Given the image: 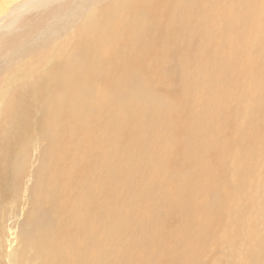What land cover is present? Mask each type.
Listing matches in <instances>:
<instances>
[{"label":"bare ground","instance_id":"1","mask_svg":"<svg viewBox=\"0 0 264 264\" xmlns=\"http://www.w3.org/2000/svg\"><path fill=\"white\" fill-rule=\"evenodd\" d=\"M99 1L0 0V192L4 177L11 181L14 175H21L25 169L27 148L32 144L31 138L28 140L29 135L37 130V127L29 125L31 116L35 114L34 108L38 107L41 113L49 117L47 139L50 146L44 152L49 157L45 158L46 162L36 174L32 209L27 217L28 229L23 232V242L27 248L21 250L19 254L22 258L18 257L15 264H45L36 252L50 251L62 245L64 239L69 241V236L74 238V233L79 229L74 222L76 220L81 228L87 227L86 221L90 222L87 213L90 199L100 198L104 207H111L110 201L116 199L121 202L119 199L126 192L128 196H134L122 181L117 183V192L114 172L108 175L106 183L94 187L88 188L84 180L92 175L94 158L103 162L114 160L109 149L103 150L106 146L111 148L113 144L118 146L115 151L118 157L122 151L125 155V159H116L115 167L126 172H129V168L135 169L140 164L139 159L146 155L148 125L147 129L151 132L152 125L164 129V139L170 149L166 155L182 150L184 153L191 152L193 156H185V159L179 155L181 152L176 157L170 154L156 166L155 171L166 172L164 179L174 184L168 186L170 189L176 190L181 184L182 193L197 180H209L218 194L211 202L214 211L215 208L221 211L232 202L228 190L231 193L233 190L231 185H226V178L229 176L235 181L234 185L240 187L244 174L252 164L253 153L257 152L264 140L263 131L252 126V123L248 124L245 119L240 122L242 125L239 129H234L232 119H227L226 122L232 127L228 139L221 142L224 152L219 150L218 153L207 154L205 152L209 148L204 144L216 143L215 138L211 139L213 133L199 128L198 123L182 125L181 118L185 114L183 107H186L184 91L181 95L176 94L178 90L169 93L167 90L160 95L156 89L159 85L155 87L157 91L150 85L156 76L154 74H157V81L160 78L161 84L166 86L168 72L164 62L179 52L176 46L179 36L195 22L218 28L217 33L224 39L236 36L235 21L241 20L229 16L227 12L233 10L241 0H112L108 5L93 7L99 5ZM230 23H235V26L228 25ZM260 30L262 32L259 34ZM256 36L260 37L262 51L256 55L248 51L247 63L239 73L255 79L245 85V99H248L250 110L263 112L264 71L260 65H264V17ZM178 49L187 56L188 48L183 51L180 46ZM228 54L224 55L228 59L226 63H230L235 51ZM244 58L246 60L245 55ZM11 63L14 66L9 67ZM228 65L217 66L216 76L220 73L224 76L231 69ZM134 75H137L134 81H129ZM223 88L216 89L212 97L224 100ZM140 100L144 102L141 104L142 116L130 109L133 103ZM94 117L104 119L99 131H103V126L106 129L103 132L107 134H112V129L117 136L125 133L126 136H114L116 141L113 143L107 136L98 137L93 125L91 130L88 128ZM160 119L165 120V125L160 123ZM66 125L71 126L70 136L60 132L61 127ZM231 131H235L234 136ZM73 136L81 139L75 148H71L75 139ZM197 138H207L209 141L198 143ZM233 138L238 143L245 140L243 144L249 147L229 145ZM59 139L70 144V151L66 150V154L71 157L72 153L76 155L75 159L79 162L76 168L73 165L71 168L58 166L56 144ZM217 140L222 141L220 138ZM28 143L31 144L28 146ZM223 153L230 156L234 171L228 175L217 169L214 176L215 163ZM74 177L83 186H75V201L65 204L57 192L64 190L66 183ZM207 184L214 193L212 186ZM141 206L148 211L146 205ZM67 211H71L72 215ZM137 214L144 216L141 210ZM252 232L247 241L244 239V247L248 248L246 264H264V240L254 237ZM78 246V254L77 250L68 249L75 252V257L82 254L85 248L82 238ZM110 247L109 254L114 258L112 254L116 249ZM27 250L33 253L29 256ZM126 255L129 262L124 260L121 263L120 258L116 257L120 264H143L134 261L137 255ZM75 257L67 260L54 256L51 264H83V254ZM97 264H108V261L102 260Z\"/></svg>","mask_w":264,"mask_h":264},{"label":"rangeland","instance_id":"2","mask_svg":"<svg viewBox=\"0 0 264 264\" xmlns=\"http://www.w3.org/2000/svg\"><path fill=\"white\" fill-rule=\"evenodd\" d=\"M99 2V5L95 4L93 7L105 6V3L108 5L112 0H100ZM227 14L241 20L235 21L237 32L234 34L236 36L224 39L217 33L218 28L195 22L179 36L180 39L176 43L179 52L164 62V68L168 72L166 75L167 88L161 84L160 78L157 81V74H154L156 75L154 78L151 77V79L153 78L151 82H154V85L153 82L150 84L152 88L154 87L153 90L158 85L159 88H162L163 91L158 87L156 88L160 95H163L162 93L167 90L168 93L172 90H178L176 94L181 95L184 91L183 99L186 107H183L185 114L181 118L182 125L183 123H198L199 128L213 133L211 139L214 140L215 138V144L214 142L208 143L207 138L196 139L198 143L207 142L204 147L209 148V150L205 152L203 148L207 154L219 150L224 152L221 142L228 139L229 129L232 127L226 122L227 119H232L234 129H239L242 125L240 122L245 119L248 124L252 123V126L263 131L264 134V111L253 112L248 105V99H245L247 89L244 87L255 79L252 80V77L247 75L241 76L239 73V70L241 72V68L247 63V55L250 51L255 55L262 51L260 37L256 36V32L264 17V0H241V3L236 4L234 9ZM234 24L228 25L235 26ZM261 32L262 30L259 34ZM178 45L183 51L189 49L187 56L184 55V52H180ZM234 51L235 55L233 54L230 63H226L228 59L224 55L228 56V53ZM14 63H11L9 67L14 66ZM221 63L224 64L220 65ZM226 64H229L231 69L224 76L221 73L216 76V67H224ZM222 67L219 68L220 72ZM260 67L264 71V65H260ZM41 72L43 73L45 70H41ZM136 76H129V81L133 82ZM148 79L150 80V76ZM222 87H224L222 90L224 100L213 98L212 93ZM156 89L154 91H157ZM262 93L264 96V90ZM143 103L142 100L137 101L130 106V109L133 108L138 116H142L141 104ZM33 112L35 114L31 116L29 125L37 127V130H33L34 134H31L32 131L29 135L28 140L31 138L32 141L30 140V142L33 145L28 143V146L31 144V147L27 148L25 169L21 175H14L11 181L5 177L2 180L4 185L0 192L2 194L0 196V264H15L14 262L18 257L22 258V255L19 254L21 250L27 248L24 246L23 232L26 229L29 212L32 209V191L37 182L36 174L46 162L45 158L49 157V155H44L45 150L50 146L48 141L49 117L43 112L41 113L38 107H35ZM232 113H234L233 117ZM101 114L104 113L101 111ZM102 121L104 119L94 117L88 125L90 130L91 125L95 127L98 137L107 136L113 143L116 141L115 137L126 136V133L117 136L112 129V134H107L103 132L106 131L103 126V131H99ZM160 123L165 125V120L160 119ZM69 125L61 127L62 135L70 136L72 130ZM147 128L146 131L149 136L145 142L146 155L139 159L140 164L136 165L135 169L129 168V172H126L118 166L115 167L116 159H125V155L122 151L118 157L115 152L118 146L113 144L111 148L106 146L103 150L109 149L114 160L103 162L94 158L92 175L84 180L88 188L94 187L106 183L109 180L108 175L114 172L113 178H116L117 192L119 193L117 183L122 181L132 190L134 196H128V192H126L127 194H123L119 199L122 200L121 202L112 199L110 201L111 207L106 205L104 207L100 198L96 200L89 198L90 204L88 203L89 211L87 213L90 222L86 221L88 226L81 228L79 221L76 220L74 222L79 229L74 233V238L69 236V241L64 239L62 245L50 251L36 252L45 264H51L54 256L67 260L75 257V252H69L68 249L77 250L78 254V244L81 238L85 244L82 251L83 264H97L102 260H107L108 264H120L124 260L129 262L126 255L128 253L137 255L138 258L134 261L143 264L247 263L246 250L248 248H246L247 246L244 247L246 244H244V239L247 241L253 231L254 237L264 240V140L260 143L261 146L257 152L253 153L252 164L249 171L244 174L241 186L234 185L235 181L229 176L226 178V185L232 186V193L225 188L230 193L229 199L233 198L232 202L227 204L225 208H221V211L216 208L214 211L211 202L215 194L217 197L218 194L209 180H197L185 193H182L181 184H178L179 187L176 190L170 189L168 186L174 184L172 181L164 179L166 172L155 171L156 166L163 160L165 161L170 154L176 157L181 152L182 154L179 155L185 159V156H193H191V152L184 153L182 150L178 153L169 152L166 155V151L170 149L164 139V129L152 125L151 132ZM193 133L195 134V131ZM231 134L234 136L235 131H231ZM73 138L75 139L71 148H75L81 140L80 137L73 136ZM219 138L222 141H218ZM190 140L193 141V139ZM191 141L190 143L193 144ZM245 142L244 140L238 143V140L233 138L229 145L249 147L243 144ZM69 145L64 140H58L56 160L58 166L71 168L73 165L76 168L79 164L75 159L76 155L72 153L71 157L70 154H66V150L70 151ZM213 145L215 148H211ZM68 146L69 148H67ZM217 160V163L213 161L215 171L212 172V175H217V169L228 175L233 173L235 166L228 154L223 153ZM243 164L247 166L245 162ZM206 181L212 186L214 193ZM75 186L80 187L83 184L76 181L74 177L66 183L65 191L62 189L57 192L63 203L71 204L75 201L77 191ZM92 192H94L93 189ZM141 205H146L148 211H145ZM138 210L143 212V217L137 214ZM67 212L70 216L72 215L71 211ZM214 214L215 218H213ZM239 218L241 220L237 222ZM246 230H248L247 234H245ZM88 233L89 235H87ZM100 246L102 248H99ZM110 246L116 249L112 254L114 258L109 254ZM26 252L30 256L32 251L27 250ZM82 254L75 258H79ZM116 257L120 258V262Z\"/></svg>","mask_w":264,"mask_h":264}]
</instances>
